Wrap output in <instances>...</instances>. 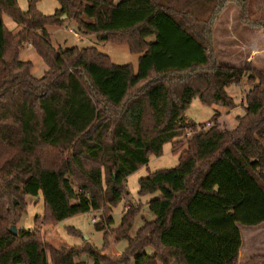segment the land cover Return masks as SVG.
Segmentation results:
<instances>
[{
	"label": "trees",
	"instance_id": "16d2710c",
	"mask_svg": "<svg viewBox=\"0 0 264 264\" xmlns=\"http://www.w3.org/2000/svg\"><path fill=\"white\" fill-rule=\"evenodd\" d=\"M39 1L23 11L17 0H0V264H87L74 260L81 255L92 264H238L246 237L237 224H264V70L219 63L212 26L226 4L245 0H56L49 15ZM2 15L20 30L13 34ZM66 20L79 33L126 44L139 54L136 69L95 47H54L47 27ZM26 43L47 66L40 78L19 59ZM245 75L253 85L236 126L221 125L216 113L195 131L185 117L193 100L233 108L227 89ZM165 144L177 164L150 171ZM141 167L137 194L158 196L146 202L152 219L142 218L131 237L140 206L127 180ZM39 195L43 215L13 235L25 197ZM88 212L99 215L100 248L66 242L55 228ZM120 240L127 246L117 255Z\"/></svg>",
	"mask_w": 264,
	"mask_h": 264
},
{
	"label": "rangeland",
	"instance_id": "374dc122",
	"mask_svg": "<svg viewBox=\"0 0 264 264\" xmlns=\"http://www.w3.org/2000/svg\"><path fill=\"white\" fill-rule=\"evenodd\" d=\"M19 1L23 3L26 8V0ZM42 3L44 6L43 9L47 10V12H51V2L43 0ZM216 6L217 10L218 5ZM4 22L9 25L6 18ZM13 27L14 28L11 26V31L14 34L18 30V26L16 25V27ZM212 27L214 52L219 63L237 67L250 66L264 70V0H245L240 6H237L233 2H229L217 14L216 21ZM47 31L50 34V40L54 47H62L63 49L71 47H95L100 52L107 55L114 64L123 65L130 63L135 69L137 67L139 54L131 53L126 44L99 41L94 35L79 33L72 20H66L60 27L48 26ZM149 40H154V37L149 38ZM19 59L32 63L31 75L35 78H40L47 70V66L28 43L21 47ZM252 85L253 84L247 82V75H245L238 84H233L228 87L229 91L227 92L235 103L233 108L203 106L198 99H194L186 111V120L195 123L196 126L198 125L195 131H199L202 128H209L211 126L212 116L218 113L216 110L219 109L221 112L219 123L230 129L234 128L237 124V117L244 114V107L246 105L245 96ZM207 123H209V125ZM188 133L190 134L192 131ZM169 164H171V162L166 163V165ZM131 187L132 182L129 188ZM130 200L133 205L140 206L135 216L133 226L129 231V235L133 237L136 230L142 225V220L144 218L152 219V215L147 211L146 206L140 203H143V201L138 199V196H130ZM25 201L27 204V213L16 223L15 226L17 229L32 228L34 226V218L43 215L44 212L41 195L37 197L27 196L25 197ZM119 207L118 204L114 207L112 212V217L114 219L112 228H116L120 223L121 215L118 211ZM123 211L124 205L122 208V212ZM79 216L72 217L71 219L69 218L70 220L67 222L62 221L59 223L57 225L58 227L56 226V230L60 232L59 235L64 238L66 242H68L66 238L77 239V244L80 245L83 242V237L80 238L69 235L65 230L66 227H73L81 231L83 236H88L87 240L84 241H88L100 248L102 246V233L94 229V223L98 221V213L88 212ZM237 226L240 232L244 233V237H246V241L242 243L241 246L242 251L239 255V264H264V224L256 227H245L239 224ZM44 228L46 229L47 226L43 227V229ZM126 246L127 241L120 240L115 243L113 251L115 254L120 255ZM146 252L151 254L152 250L147 249ZM80 259L87 264H92V259L85 255L76 257L74 260L79 261Z\"/></svg>",
	"mask_w": 264,
	"mask_h": 264
},
{
	"label": "crops",
	"instance_id": "0c3cea01",
	"mask_svg": "<svg viewBox=\"0 0 264 264\" xmlns=\"http://www.w3.org/2000/svg\"><path fill=\"white\" fill-rule=\"evenodd\" d=\"M42 1L43 0H41V1H39L38 2V4H37V7H38V9L43 13V14H45V15H49V14H52L56 9H58L59 8V4H58V2L56 1V0H48V1H50L51 2V4H52V6H51V12H47V10H44L43 9V3H42ZM114 1V3H118L119 1H122V0H113ZM18 4H19V6H20V8L23 10V11H25L26 9H27V7H28V0H26V8H25V6L23 5V3H21L19 0H18ZM46 9V8H45ZM7 19L8 20V23H9V25L6 23V22H4V19ZM2 21H3V23L5 24V26L11 31V29L12 28H14L13 26H15L16 27V25H15V23L12 21V19L11 18H9L8 16H6V15H2ZM11 22H13V23H11ZM11 26H12V28H11ZM19 31V27H18V30H17V32ZM12 32V31H11ZM17 32H15V33H17ZM227 91H229V89H227ZM212 106H219V105H212ZM209 107H211V106H209ZM219 107H222V106H219ZM224 108V107H223ZM217 109V108H216ZM232 110V109H231ZM219 114L221 113L220 112V110L219 109H217L216 110ZM223 113H226V112H223ZM221 116V115H220ZM168 155H170V156H168ZM154 159V160H153ZM168 162H171V164H169V165H166V163H168ZM177 164V155H173V154H171V145L170 144H165L164 146H163V154L160 156V157H150V159H149V162H148V168H149V170L150 171H156V170H158V169H161V168H168V167H173V166H175ZM147 175V171H146V167H141L139 170H137L135 173H133L132 175H130L129 177H128V180H127V185H128V189H129V191H130V193H131V196H138V199H140L141 201H143V203L142 202H140L143 206H146V202H148L150 199H152V198H154V197H156V196H158V193H155V194H148V195H143V196H139L138 194H137V191H138V188H139V186H138V180H139V178H141V177H143V176H146ZM132 182V187L131 188H129V186H130V183ZM123 205H124V201H122L121 203H119V214L121 215L122 214V208H123ZM147 208V207H146ZM113 210H114V208H113ZM148 211V210H147ZM79 217H81V216H79ZM71 219V218H70ZM70 219H67L66 221L64 220L63 222H67V221H69ZM238 225V224H237ZM240 225V224H239ZM58 227V226H57ZM57 227H56V229H57ZM238 227V226H237ZM58 231V230H57ZM59 232V231H58ZM239 232H240V230H239ZM59 234H60V232H59ZM240 235H241V233H240ZM66 240L68 241V242H70V243H74V244H77V239H73V238H70V239H67L66 238ZM241 246H242V239H241ZM240 249H241V247H240ZM239 249V254H238V264H239V255H240V250Z\"/></svg>",
	"mask_w": 264,
	"mask_h": 264
},
{
	"label": "water",
	"instance_id": "95a60500",
	"mask_svg": "<svg viewBox=\"0 0 264 264\" xmlns=\"http://www.w3.org/2000/svg\"><path fill=\"white\" fill-rule=\"evenodd\" d=\"M65 18V16L63 15L62 16V19ZM9 231L13 234V235H17V228L15 225H11L9 227ZM84 240H87L88 236L87 235H84L83 236ZM171 264H175L174 262H172Z\"/></svg>",
	"mask_w": 264,
	"mask_h": 264
},
{
	"label": "built area",
	"instance_id": "2783aa9c",
	"mask_svg": "<svg viewBox=\"0 0 264 264\" xmlns=\"http://www.w3.org/2000/svg\"><path fill=\"white\" fill-rule=\"evenodd\" d=\"M208 125H209V123H207ZM94 222H95V220H94Z\"/></svg>",
	"mask_w": 264,
	"mask_h": 264
}]
</instances>
